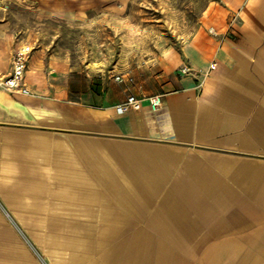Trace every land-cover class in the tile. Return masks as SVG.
<instances>
[{"label":"crops","instance_id":"0c3cea01","mask_svg":"<svg viewBox=\"0 0 264 264\" xmlns=\"http://www.w3.org/2000/svg\"><path fill=\"white\" fill-rule=\"evenodd\" d=\"M42 1L72 20L132 0ZM13 45L3 21L0 74ZM25 80L0 88V264H264V0H209L111 67L43 42Z\"/></svg>","mask_w":264,"mask_h":264},{"label":"rangeland","instance_id":"374dc122","mask_svg":"<svg viewBox=\"0 0 264 264\" xmlns=\"http://www.w3.org/2000/svg\"><path fill=\"white\" fill-rule=\"evenodd\" d=\"M209 0H132L125 13L109 3V11H86L72 20L47 15L42 0H0V23L8 22L14 45L28 42L34 50L43 42H58L77 61L101 58L111 67L118 54L150 51L159 42H176L195 28ZM96 65V64H92Z\"/></svg>","mask_w":264,"mask_h":264},{"label":"built area","instance_id":"2783aa9c","mask_svg":"<svg viewBox=\"0 0 264 264\" xmlns=\"http://www.w3.org/2000/svg\"><path fill=\"white\" fill-rule=\"evenodd\" d=\"M33 47L28 42H18L10 55V70L6 74H0V88L19 94H30V88L25 80V71L27 67V60ZM211 68L214 64L210 65ZM189 69L183 67V73ZM117 80L121 79L120 75H116ZM129 80L132 78L129 76ZM153 110H156L161 105V95L153 94L147 97ZM141 99L134 94H128L126 98L115 106L118 114H124L128 111L138 110L140 108Z\"/></svg>","mask_w":264,"mask_h":264}]
</instances>
